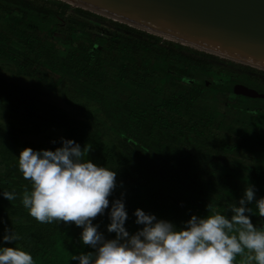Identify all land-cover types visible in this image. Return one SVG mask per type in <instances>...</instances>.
Returning a JSON list of instances; mask_svg holds the SVG:
<instances>
[{
	"label": "trees",
	"instance_id": "obj_1",
	"mask_svg": "<svg viewBox=\"0 0 264 264\" xmlns=\"http://www.w3.org/2000/svg\"><path fill=\"white\" fill-rule=\"evenodd\" d=\"M100 25L107 34L95 30ZM6 64L45 91L0 77V110L27 119L33 131L21 132L41 139H21L0 124V246H14L3 243L7 227L35 264H69L72 253L93 251L74 223H39L21 203L31 189L18 168L21 150H55L61 138L117 171L109 207L124 194L130 233L142 227L137 208L183 227L192 215L230 217L248 186L264 197V69L65 0H0V69ZM55 127L61 136L45 134ZM251 219L260 226L258 212ZM93 223L115 237L107 211ZM234 264H247L246 254Z\"/></svg>",
	"mask_w": 264,
	"mask_h": 264
},
{
	"label": "clouds",
	"instance_id": "obj_2",
	"mask_svg": "<svg viewBox=\"0 0 264 264\" xmlns=\"http://www.w3.org/2000/svg\"><path fill=\"white\" fill-rule=\"evenodd\" d=\"M60 143L55 150L24 148L18 168L31 182L21 198L31 217L39 223H74L82 229L80 242L93 251L72 253L69 264H234L245 254L247 264H264V225L256 226L251 219L257 212L264 217V197L256 199L253 186L246 187L238 205H231L230 217L220 211L192 215L183 227L137 208L135 223L142 227L130 233L124 194L109 207L117 171L93 163L90 149L72 139L61 138ZM2 195L10 202L17 199L14 191ZM253 203L255 210L249 206ZM106 211L107 232L115 234L111 239L93 223ZM4 231L3 243L14 246H0V264H35L31 252L18 243L19 235L12 228Z\"/></svg>",
	"mask_w": 264,
	"mask_h": 264
},
{
	"label": "water",
	"instance_id": "obj_3",
	"mask_svg": "<svg viewBox=\"0 0 264 264\" xmlns=\"http://www.w3.org/2000/svg\"><path fill=\"white\" fill-rule=\"evenodd\" d=\"M65 1L191 47L264 69V0Z\"/></svg>",
	"mask_w": 264,
	"mask_h": 264
},
{
	"label": "rangeland",
	"instance_id": "obj_4",
	"mask_svg": "<svg viewBox=\"0 0 264 264\" xmlns=\"http://www.w3.org/2000/svg\"><path fill=\"white\" fill-rule=\"evenodd\" d=\"M94 25H97V24H94ZM95 30L99 31V33H105V34L108 33L106 31V26L104 25L97 26ZM3 68H4L3 70L0 69V77H2L3 79L5 78L9 86H20L24 89L35 91L37 92V94H40V96H41V93L45 91L43 86L39 84L35 79L22 75V74H14L13 68L10 65L6 64L4 65ZM42 98L49 100L48 97H42ZM50 100L54 101L56 100V97L54 100L52 99ZM0 124L9 130L15 131L17 136L21 139H27V140H33V141L41 140L39 138L40 136L25 134L21 132L24 130L33 131L32 125L31 123H29L27 119L17 116L13 113L3 112L0 110ZM62 132H63L62 129L55 127V128H48L45 134L51 135L54 138H58L59 136L62 135ZM259 224L260 226L264 225V217H261V221L259 222Z\"/></svg>",
	"mask_w": 264,
	"mask_h": 264
}]
</instances>
